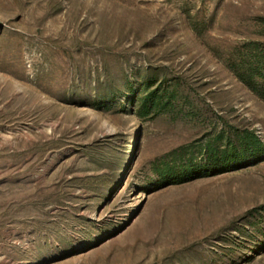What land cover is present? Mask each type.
<instances>
[{
	"label": "rangeland",
	"instance_id": "rangeland-1",
	"mask_svg": "<svg viewBox=\"0 0 264 264\" xmlns=\"http://www.w3.org/2000/svg\"><path fill=\"white\" fill-rule=\"evenodd\" d=\"M253 44L264 0H0V264H264V156L224 158L264 143ZM149 93L177 99L122 112ZM181 148L201 170L160 184Z\"/></svg>",
	"mask_w": 264,
	"mask_h": 264
},
{
	"label": "trees",
	"instance_id": "trees-1",
	"mask_svg": "<svg viewBox=\"0 0 264 264\" xmlns=\"http://www.w3.org/2000/svg\"><path fill=\"white\" fill-rule=\"evenodd\" d=\"M230 68L245 87L264 100V49H260V46L256 44L251 45L247 49V53L241 54ZM150 86L151 81L145 85L144 91L148 92ZM116 96V93L103 95L100 107H97V109L105 112L111 110ZM130 99L133 109L126 111V107H124L122 112H132L131 114L142 120L153 114V112H159L156 114H160L168 110L174 100L177 99V95L174 93L166 100V93L163 96L149 93L141 98H134L132 96ZM248 155L252 158L264 156L263 141L255 132L250 131H246L244 134L236 137V141L233 143L230 151L224 153V158L233 157L228 159L227 165L230 166L240 164L242 159L247 158ZM207 156L209 168L214 170L218 165L216 161L219 156V150L216 149L213 143H208L207 145ZM200 170L201 168H197L194 159L187 155L185 148H181L173 153L170 160H164L153 167V172L159 178L160 184L170 182L173 185L185 184L192 181L195 178L196 172Z\"/></svg>",
	"mask_w": 264,
	"mask_h": 264
}]
</instances>
